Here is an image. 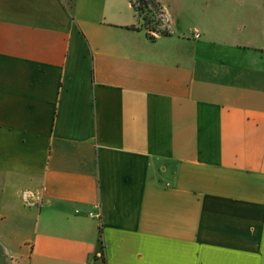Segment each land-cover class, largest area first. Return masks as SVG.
I'll return each mask as SVG.
<instances>
[{
    "label": "crops",
    "instance_id": "crops-1",
    "mask_svg": "<svg viewBox=\"0 0 264 264\" xmlns=\"http://www.w3.org/2000/svg\"><path fill=\"white\" fill-rule=\"evenodd\" d=\"M158 1L0 0V264H264V0Z\"/></svg>",
    "mask_w": 264,
    "mask_h": 264
},
{
    "label": "rangeland",
    "instance_id": "rangeland-1",
    "mask_svg": "<svg viewBox=\"0 0 264 264\" xmlns=\"http://www.w3.org/2000/svg\"><path fill=\"white\" fill-rule=\"evenodd\" d=\"M133 2L139 8L142 25L146 26L145 28L149 29L151 33H153V31H164V28H162V25H160L162 19L160 17L159 6H153L151 4L142 6L140 4V0H133Z\"/></svg>",
    "mask_w": 264,
    "mask_h": 264
},
{
    "label": "trees",
    "instance_id": "trees-1",
    "mask_svg": "<svg viewBox=\"0 0 264 264\" xmlns=\"http://www.w3.org/2000/svg\"><path fill=\"white\" fill-rule=\"evenodd\" d=\"M131 1H132V4H133V7L135 8V10H137V12H138V14H139V16L141 18V13L139 12V8L136 6V4L133 2V0H131ZM140 4L142 6L147 5V4H151L153 6H159V1L158 0H140ZM159 9H160V6H159ZM144 27H146V26H144ZM148 34H149V36L151 38H154V35L151 34L150 30H149Z\"/></svg>",
    "mask_w": 264,
    "mask_h": 264
},
{
    "label": "built area",
    "instance_id": "built-area-1",
    "mask_svg": "<svg viewBox=\"0 0 264 264\" xmlns=\"http://www.w3.org/2000/svg\"><path fill=\"white\" fill-rule=\"evenodd\" d=\"M22 196L28 204L33 203V199L30 198V192L28 190L22 191ZM89 214L91 216H99L100 215L99 212L98 213L89 212Z\"/></svg>",
    "mask_w": 264,
    "mask_h": 264
},
{
    "label": "water",
    "instance_id": "water-1",
    "mask_svg": "<svg viewBox=\"0 0 264 264\" xmlns=\"http://www.w3.org/2000/svg\"><path fill=\"white\" fill-rule=\"evenodd\" d=\"M4 255H3V251L0 250V259L3 261L4 260Z\"/></svg>",
    "mask_w": 264,
    "mask_h": 264
}]
</instances>
